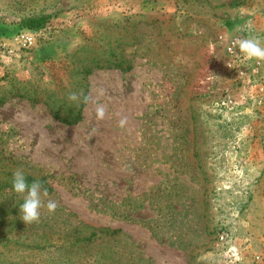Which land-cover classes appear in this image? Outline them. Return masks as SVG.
Here are the masks:
<instances>
[{
	"label": "rangeland",
	"instance_id": "obj_1",
	"mask_svg": "<svg viewBox=\"0 0 264 264\" xmlns=\"http://www.w3.org/2000/svg\"><path fill=\"white\" fill-rule=\"evenodd\" d=\"M81 225L107 264H264V0H0V264Z\"/></svg>",
	"mask_w": 264,
	"mask_h": 264
},
{
	"label": "trees",
	"instance_id": "obj_2",
	"mask_svg": "<svg viewBox=\"0 0 264 264\" xmlns=\"http://www.w3.org/2000/svg\"><path fill=\"white\" fill-rule=\"evenodd\" d=\"M47 22V17H37L30 18L22 22V26L29 30H36L40 27L44 26ZM96 60V59H95ZM87 69H85L84 73L89 74L92 72L93 68H101L102 65L98 63V61H91L88 65ZM119 65H115L114 67H118ZM129 71V68L122 69V72ZM77 120L74 119L71 121L75 123ZM67 122V121H65ZM70 122V123H71ZM26 181H30L33 184L34 178L27 177L24 179ZM44 179L40 178L36 180V185H33L36 188L41 190H46L44 188ZM26 186V184H25ZM24 230L19 231L21 235H24ZM34 233V238L27 239V247L35 248L39 250H44L47 253L46 264H104L106 263L104 252H96L91 257L87 255V250L92 249V244L96 240H101L107 238L108 240H112L114 236L117 235L118 231L112 230L109 231L107 229H100L98 231L91 230L89 227L85 225H81L80 227H75L74 230L68 231L64 234L55 233L50 227L47 230H38L32 232ZM109 258L112 257L111 249L109 248ZM89 257L91 259H89ZM107 264V263H106Z\"/></svg>",
	"mask_w": 264,
	"mask_h": 264
},
{
	"label": "built area",
	"instance_id": "obj_3",
	"mask_svg": "<svg viewBox=\"0 0 264 264\" xmlns=\"http://www.w3.org/2000/svg\"><path fill=\"white\" fill-rule=\"evenodd\" d=\"M26 43L27 44L31 43V40L28 37L25 38V44ZM244 48H245L244 43L238 36H234L227 41L226 51L231 57H235L239 53V51L244 50ZM262 55H263L262 52L259 50H256L254 53L255 61H254V66L252 68L253 74H259L260 68L262 67L263 64ZM232 66L233 64H231V67Z\"/></svg>",
	"mask_w": 264,
	"mask_h": 264
}]
</instances>
